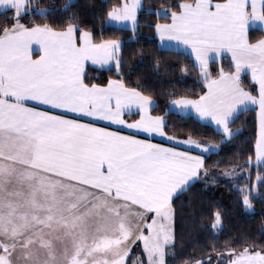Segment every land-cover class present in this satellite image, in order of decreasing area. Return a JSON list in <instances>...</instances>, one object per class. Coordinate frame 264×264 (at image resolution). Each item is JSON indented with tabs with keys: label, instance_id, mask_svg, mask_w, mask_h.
<instances>
[{
	"label": "snow or ice",
	"instance_id": "snow-or-ice-1",
	"mask_svg": "<svg viewBox=\"0 0 264 264\" xmlns=\"http://www.w3.org/2000/svg\"><path fill=\"white\" fill-rule=\"evenodd\" d=\"M144 12L152 55L105 34L137 32ZM181 50L192 63L167 89L140 71ZM192 72L199 93L181 82ZM221 183L235 209L209 196ZM256 202L264 0H0V264H264V220L226 228Z\"/></svg>",
	"mask_w": 264,
	"mask_h": 264
},
{
	"label": "trees",
	"instance_id": "trees-1",
	"mask_svg": "<svg viewBox=\"0 0 264 264\" xmlns=\"http://www.w3.org/2000/svg\"><path fill=\"white\" fill-rule=\"evenodd\" d=\"M43 2H47V0H43ZM65 0H56L57 4H63ZM80 5H85L91 3L92 0H76ZM99 3V0H96ZM108 4L117 3L118 0H106ZM154 0H144L145 5L153 3ZM154 18L149 16L146 12L140 14V27L137 32L133 33L131 29H124L118 27H107L105 26V34L114 36L115 38H121L125 40L127 43L125 44V52H129L135 49H145L146 55H152L153 51L158 46L157 38L155 36L154 29H150L147 27V22L149 20H153ZM99 30V26H98ZM259 34V33H256ZM133 38V39H130ZM138 41V42H137ZM167 59L172 63L173 68H168L167 66L161 70L159 76H156L153 68L150 67V61L145 60L140 65V71L146 73L149 78L153 81L154 86L167 89L169 85L167 84V80H174L177 76L180 75L179 70L175 68V63L177 60L180 61L181 66L183 64L191 65L192 58L187 56L185 53L180 52L179 55L165 53ZM135 59V57H133ZM225 63H227V58L225 59ZM91 75L97 76H108L110 73L107 71H101L99 69L93 68L90 70ZM196 76L195 72L190 73L186 79H183L181 82L187 86L189 90L195 88L196 92L199 93L201 85L194 83V78ZM159 79L161 81H165V83L155 84V81ZM163 102V97L160 98ZM254 116L253 111L249 110L244 112L239 116V119L236 121V127H239L245 120L251 121ZM172 120L174 123H193L192 120L181 118L178 115H173ZM249 126L244 128V136L238 137L237 141L234 142V147L232 148V152H238L240 150L241 144L247 139V136H250ZM211 131V129H208ZM231 153H229L230 155ZM227 158L224 154L221 156H213L211 160H209V164L212 161L217 159H225ZM216 171H220V169H216ZM239 195L237 192L229 191L227 187L221 183L219 186L213 187L209 196L215 197L216 199L222 198V203L229 209H235L237 205L235 204L234 197ZM231 222L226 225L228 230H232L235 228H252L257 229L260 227L261 220H264V204L256 202V211L254 214L249 213H240L237 214L235 211L230 213Z\"/></svg>",
	"mask_w": 264,
	"mask_h": 264
},
{
	"label": "crops",
	"instance_id": "crops-1",
	"mask_svg": "<svg viewBox=\"0 0 264 264\" xmlns=\"http://www.w3.org/2000/svg\"><path fill=\"white\" fill-rule=\"evenodd\" d=\"M116 27H119V26H116ZM119 28H121V27H119ZM130 28L128 27V29H130ZM124 29H127V28H124ZM155 36L157 38V42H158V45H159L161 42L159 41V38H158V36L156 34H155ZM174 44H175V42H171V45H174ZM33 47L36 48L38 46L37 45H33ZM181 51L184 52L183 50H181ZM92 67L96 68V69L100 68V66H98V65H95V66H92ZM156 142H162L161 138H157Z\"/></svg>",
	"mask_w": 264,
	"mask_h": 264
},
{
	"label": "rangeland",
	"instance_id": "rangeland-1",
	"mask_svg": "<svg viewBox=\"0 0 264 264\" xmlns=\"http://www.w3.org/2000/svg\"><path fill=\"white\" fill-rule=\"evenodd\" d=\"M119 28V27H118ZM129 28H130V26H129ZM128 29V28H127ZM131 29V28H130ZM182 52V51H181ZM184 53V52H183Z\"/></svg>",
	"mask_w": 264,
	"mask_h": 264
}]
</instances>
